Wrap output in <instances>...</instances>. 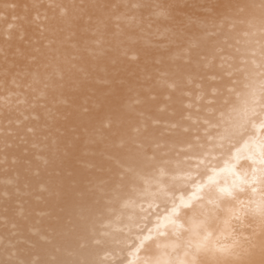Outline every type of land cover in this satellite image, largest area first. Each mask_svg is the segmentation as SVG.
Listing matches in <instances>:
<instances>
[{
	"label": "bare ground",
	"instance_id": "bare-ground-1",
	"mask_svg": "<svg viewBox=\"0 0 264 264\" xmlns=\"http://www.w3.org/2000/svg\"><path fill=\"white\" fill-rule=\"evenodd\" d=\"M262 48L264 0H0V264H180L194 224L238 259L259 165L220 118Z\"/></svg>",
	"mask_w": 264,
	"mask_h": 264
},
{
	"label": "snow or ice",
	"instance_id": "snow-or-ice-1",
	"mask_svg": "<svg viewBox=\"0 0 264 264\" xmlns=\"http://www.w3.org/2000/svg\"><path fill=\"white\" fill-rule=\"evenodd\" d=\"M261 55L264 57V48L261 49ZM258 75L260 77L258 88L252 87L251 84H245V88L249 89V91L238 94L243 100L242 107L233 105L231 111L227 113L222 112L220 118L226 125L224 132L220 134L221 140L231 143L233 138L239 136L244 140L243 146L249 149L250 154L247 158L252 161L253 165H259L258 169L256 167L252 168L253 176L251 181L246 174L243 177H240L238 172H234L233 174L240 179L241 185H250L254 193L256 192L255 185L257 183L260 185V200L257 203V207L251 210L259 217V235L257 236L256 232L253 231L252 236L245 242L247 247L239 246L238 250L237 246H233L232 249H221V252H226L229 256L238 257L234 261H228L227 264H264V62L258 66ZM230 91H235V89ZM232 113H239V119L233 120ZM225 116L228 117L227 120ZM245 137L247 139H244ZM223 146L222 143L221 147ZM236 151L239 153L240 149ZM237 159H239V156H237ZM257 171L259 172V176H257ZM209 180L211 181L212 177H209ZM236 186L234 181L230 187H219L217 199H237L234 195ZM242 211H245L247 214V210L242 209ZM199 227V225L194 224V227L189 229V231L193 232V240L189 241L185 255L190 256L191 259L181 261L180 264H203L198 257L201 254L212 252L210 244L207 242L208 236H203L204 230L196 231V228ZM200 236H203V239H199ZM148 238L145 237V239ZM142 246L143 241H140L139 244L133 245V248L136 252H139ZM257 246L259 248L260 259H245L244 257H250L254 253ZM145 264H150V262L146 261ZM156 264H162V262L156 261ZM169 264H175V262H169Z\"/></svg>",
	"mask_w": 264,
	"mask_h": 264
}]
</instances>
